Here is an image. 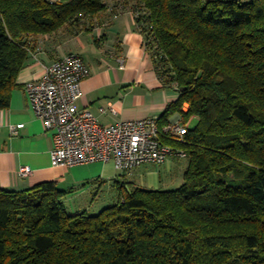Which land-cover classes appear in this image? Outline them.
<instances>
[{
  "label": "trees",
  "instance_id": "obj_1",
  "mask_svg": "<svg viewBox=\"0 0 264 264\" xmlns=\"http://www.w3.org/2000/svg\"><path fill=\"white\" fill-rule=\"evenodd\" d=\"M110 6L134 13L158 76L179 92L160 125L198 118L183 142L164 138L188 153L184 182L119 184L98 214L72 212L56 181L0 188V264H264V0H0V108L33 37Z\"/></svg>",
  "mask_w": 264,
  "mask_h": 264
},
{
  "label": "crops",
  "instance_id": "obj_2",
  "mask_svg": "<svg viewBox=\"0 0 264 264\" xmlns=\"http://www.w3.org/2000/svg\"><path fill=\"white\" fill-rule=\"evenodd\" d=\"M33 40L32 57L18 75L10 105L0 108V188L20 190L56 181L69 193L79 190L77 196L76 193L68 196L72 212L88 211L87 198L82 197H89L95 191L97 198L104 191L101 181H110V186L130 187L129 176H139L145 164L138 171L127 172L117 170L113 162L67 168L53 166V132L46 129L43 120L32 110L26 84L41 77L45 67L55 60L69 53L80 54L89 65L91 75L83 81L82 97L72 109L75 112L88 109L106 125L147 117L159 119L168 104L177 100L179 92L175 87L166 86L158 76L146 49L145 37L129 9L110 6L95 19L33 37ZM101 107L106 111L102 112ZM188 108L186 103L184 109ZM168 122L184 123L180 114L173 115ZM20 123L24 127L13 133L11 125ZM171 160L165 164L171 167ZM91 164L94 167L86 168ZM24 166L32 169L26 177L19 175V169ZM76 182L93 184L77 189Z\"/></svg>",
  "mask_w": 264,
  "mask_h": 264
},
{
  "label": "built area",
  "instance_id": "obj_3",
  "mask_svg": "<svg viewBox=\"0 0 264 264\" xmlns=\"http://www.w3.org/2000/svg\"><path fill=\"white\" fill-rule=\"evenodd\" d=\"M91 69L78 53H69L45 67L41 77L26 84V92L35 115L53 132L52 165L72 167L94 162H113L117 170L133 171L143 164L160 165L169 158H185L188 153L164 138L183 142L189 124L168 122L163 127L159 119L147 117L103 124L86 109L75 112L72 105L82 97V83ZM101 111L106 109L101 107ZM24 123L11 125L13 133ZM31 167L19 169L26 177Z\"/></svg>",
  "mask_w": 264,
  "mask_h": 264
},
{
  "label": "rangeland",
  "instance_id": "obj_4",
  "mask_svg": "<svg viewBox=\"0 0 264 264\" xmlns=\"http://www.w3.org/2000/svg\"><path fill=\"white\" fill-rule=\"evenodd\" d=\"M197 122H198V118L193 117L189 122V125L193 128L196 126ZM169 160L173 161L171 167L165 163L160 165L145 164L139 176L136 177H133L132 175L129 176L132 185L142 186L141 184H143L144 187L146 188H158L164 190H172L179 188L184 182V174L189 164V159L187 157L185 158L171 157L169 158ZM93 165L95 164H91V166H88L86 168L88 169L92 168L94 167ZM135 170L138 171L137 168ZM101 180H103L102 177ZM101 183H102V189H104V191L100 192V195L97 198L96 196H94L95 191L92 194H90L89 197L88 196L82 197V198H87V202L89 203L88 213L90 214H98L101 210L114 204L118 200L117 198L119 194L118 187L115 186L114 184H113L114 186L113 185L110 186L109 185L110 181L107 180L104 182L101 181ZM92 184L93 183L90 184L88 182H85L84 184L82 182H76V188L79 189L84 185L88 188V186H91ZM77 193H80L79 190H77L74 193H68L66 196L63 197L64 202L66 203L69 209H72V207L70 206L71 202L68 196L74 194L75 196H77L78 195Z\"/></svg>",
  "mask_w": 264,
  "mask_h": 264
}]
</instances>
